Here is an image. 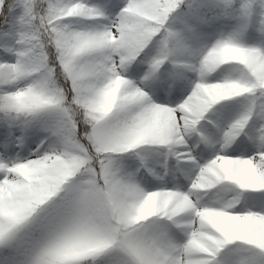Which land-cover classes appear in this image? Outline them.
Instances as JSON below:
<instances>
[{
  "label": "snow or ice",
  "instance_id": "obj_1",
  "mask_svg": "<svg viewBox=\"0 0 264 264\" xmlns=\"http://www.w3.org/2000/svg\"><path fill=\"white\" fill-rule=\"evenodd\" d=\"M0 264H264V0H0Z\"/></svg>",
  "mask_w": 264,
  "mask_h": 264
}]
</instances>
